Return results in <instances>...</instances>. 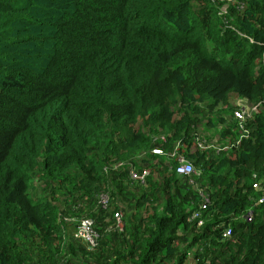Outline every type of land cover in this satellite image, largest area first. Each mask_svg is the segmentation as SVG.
Masks as SVG:
<instances>
[{"label":"trees","instance_id":"obj_1","mask_svg":"<svg viewBox=\"0 0 264 264\" xmlns=\"http://www.w3.org/2000/svg\"><path fill=\"white\" fill-rule=\"evenodd\" d=\"M262 197L264 0H0V264H264Z\"/></svg>","mask_w":264,"mask_h":264},{"label":"built area","instance_id":"obj_2","mask_svg":"<svg viewBox=\"0 0 264 264\" xmlns=\"http://www.w3.org/2000/svg\"><path fill=\"white\" fill-rule=\"evenodd\" d=\"M251 115L245 114L244 112L237 110L234 113V118L237 120L238 125L240 127H242L244 121L246 119H249L251 117ZM243 134H245L244 131H243ZM220 150L221 149H217V151H220ZM154 153H160V151L154 150ZM175 172L179 176L187 177V176L193 174L194 170H193L192 165L188 161H185L184 159L180 158L178 160V165L175 169ZM129 175H130L131 180L137 181V182H143L146 179V177L149 175V171L147 169H144L142 171L132 170ZM253 178L256 179V176L254 175ZM252 186H253V188H259V182H253ZM202 198H203V202H202L201 207L196 212H194L191 216V220H198V226L199 227L202 226V224H203V221L200 220L202 210L205 209L206 204L208 203L207 200L203 196H202ZM263 202H264V197L260 198L258 201V203H263ZM248 214H249V216L247 217V219L250 220L251 212ZM115 218L117 220L118 225H120V218L117 214H115ZM74 235L80 241H82L86 245H90V246L94 245V240L97 237L96 233H94V231L92 229V222L88 219H83L80 221L78 226L75 228ZM230 235H231L230 229H227L223 232L224 238H228Z\"/></svg>","mask_w":264,"mask_h":264},{"label":"rangeland","instance_id":"obj_3","mask_svg":"<svg viewBox=\"0 0 264 264\" xmlns=\"http://www.w3.org/2000/svg\"><path fill=\"white\" fill-rule=\"evenodd\" d=\"M232 104L234 107H236L235 111L238 109V111H242L245 114L251 115L256 111V109L252 107L249 103H247L245 100H239L238 102H232ZM235 111L233 112V115ZM208 117H211L213 119V123H215L216 118L214 119V114L209 115ZM204 122L205 120L202 121L203 124H201L200 126L201 134L199 138L200 144L204 148L205 147L211 148L212 146L222 147L223 145H227L228 142L229 143L231 142L229 140L233 138L234 134H236V131H232V128H231V126L233 125V121L231 119V113L226 115V120L224 122H220L219 117H217V122L215 124V127L211 128L212 127L211 126L209 130L204 128L205 127ZM220 134L224 135V139L220 137ZM121 208H122V212L120 213L122 215V219H121L120 227L122 228L123 221H124V215L127 212H131V210L126 211L123 207ZM75 227L73 229V233H74Z\"/></svg>","mask_w":264,"mask_h":264},{"label":"clouds","instance_id":"obj_4","mask_svg":"<svg viewBox=\"0 0 264 264\" xmlns=\"http://www.w3.org/2000/svg\"><path fill=\"white\" fill-rule=\"evenodd\" d=\"M197 146H198V148H200V149H203V148H204V147H202V146H201V144H200V143H198V145H197ZM222 148H223V146H222V147H217V146H214V150H216V152H219V151H217V149H221V150H223V149H225L226 147H225V148H223V149H222ZM221 150H220V151H221ZM153 152H154V151H153ZM155 154H160V153H155Z\"/></svg>","mask_w":264,"mask_h":264},{"label":"crops","instance_id":"obj_5","mask_svg":"<svg viewBox=\"0 0 264 264\" xmlns=\"http://www.w3.org/2000/svg\"><path fill=\"white\" fill-rule=\"evenodd\" d=\"M236 102H238V101H236Z\"/></svg>","mask_w":264,"mask_h":264}]
</instances>
